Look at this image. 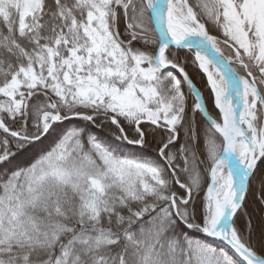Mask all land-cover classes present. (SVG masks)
<instances>
[{"label": "snow or ice", "instance_id": "snow-or-ice-1", "mask_svg": "<svg viewBox=\"0 0 264 264\" xmlns=\"http://www.w3.org/2000/svg\"><path fill=\"white\" fill-rule=\"evenodd\" d=\"M0 264H264V0H0Z\"/></svg>", "mask_w": 264, "mask_h": 264}]
</instances>
